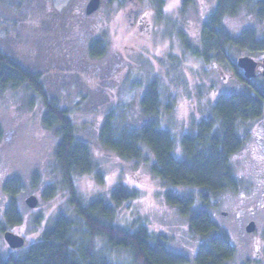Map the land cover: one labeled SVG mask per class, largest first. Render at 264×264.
Instances as JSON below:
<instances>
[{"label":"rangeland","instance_id":"rangeland-1","mask_svg":"<svg viewBox=\"0 0 264 264\" xmlns=\"http://www.w3.org/2000/svg\"><path fill=\"white\" fill-rule=\"evenodd\" d=\"M88 2L0 0V52L39 76L48 101L67 111L76 137L89 145L93 171L74 176L82 202L101 198L114 207L113 189L125 186L135 197L115 208L113 223L125 228L145 225L165 237L167 249L193 264L202 240L192 235L187 219L165 197L196 196L199 190L173 187L154 176V158L148 151L138 160L121 159L102 145L99 132L110 113L119 127L133 129L157 119L174 137L176 154L182 157V136L208 117L217 98L244 90L230 64L214 56L206 63L185 47L204 51L203 26L217 0H192L187 7L183 0H100L99 9L86 15ZM223 24L232 36L247 29L264 35V20L251 5ZM95 41L105 47L98 58L90 55ZM228 56V63L243 56L254 59L259 70L252 82L264 86V51L230 49ZM152 83L158 85L162 106L157 118H146L140 101ZM45 112L40 96L27 85L0 92V226L24 238L22 249L39 240L57 214L73 212L55 158L57 128L45 125ZM238 133L242 145L232 157L237 186L213 197L209 211L235 249L229 264H264V114L240 123ZM29 196L37 198L35 208L25 204ZM11 198L22 217L21 224L12 227L4 216ZM201 207L196 199L194 208ZM250 222L255 230L247 233ZM0 251L4 256L16 253L3 241V233ZM112 258L133 264L125 251Z\"/></svg>","mask_w":264,"mask_h":264},{"label":"trees","instance_id":"trees-1","mask_svg":"<svg viewBox=\"0 0 264 264\" xmlns=\"http://www.w3.org/2000/svg\"><path fill=\"white\" fill-rule=\"evenodd\" d=\"M191 3L192 0H183V7ZM246 5L253 6L257 17L264 20V0H217L203 26L204 51L185 44L189 53L206 63L214 56L230 64L238 81L245 86L241 93L220 95L208 117L195 126L194 132L182 136L179 142L182 157L176 154L174 137L159 126L157 119L133 129L119 127L116 117L110 113L99 132L102 145L121 159L138 160L148 151L154 158L151 166L154 176L173 187L199 190L196 196L168 193L165 197L166 202L187 219L192 235L202 240L193 264H229L235 257L229 237L213 220L209 207L213 197L237 186L232 157L242 145L239 124L258 120L264 114V86L244 79L235 63H228L230 49L264 51V35L247 29L239 36H232L224 27V19L236 15ZM104 51L101 41H95L90 47V55L95 58L101 57ZM22 85L40 96L46 107L45 125L57 128L59 141L55 158L69 190L73 215L57 214L40 239L27 248L15 250L16 253L9 256L0 251V264H123L112 258L113 253L121 251L129 254L133 264H190L184 255L167 249L164 236L154 235L145 225L125 228L113 223L115 208L135 197L125 186L113 189L110 200L114 207L101 198L82 202L74 186V176L93 171L89 145L76 137L67 111L48 101L39 76L0 52V92ZM161 106L158 85L152 83L140 101L142 114L146 118H157ZM96 178L99 183L102 181L99 173ZM196 199L203 207L194 208ZM4 216L10 227L21 224L22 217L13 198ZM5 231L0 226V234Z\"/></svg>","mask_w":264,"mask_h":264},{"label":"water","instance_id":"water-1","mask_svg":"<svg viewBox=\"0 0 264 264\" xmlns=\"http://www.w3.org/2000/svg\"><path fill=\"white\" fill-rule=\"evenodd\" d=\"M99 6H100V0H89L85 8V14L86 15L93 14L99 9ZM235 65L238 69L242 71V76L246 80H252L253 78H255L256 73L259 70L258 63L249 56H243L238 58L236 60ZM260 68H261L260 70L261 76L264 77V58L262 59ZM37 203L38 200L35 196H29L25 200V204L29 208H35L37 206ZM245 230L247 233L253 232L255 230L254 222L248 223ZM3 241L12 250L21 249L25 245L24 238L10 231H5L3 233Z\"/></svg>","mask_w":264,"mask_h":264}]
</instances>
